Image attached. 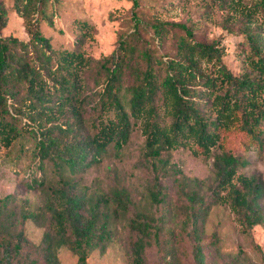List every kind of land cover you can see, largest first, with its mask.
Listing matches in <instances>:
<instances>
[{
  "label": "trees",
  "instance_id": "obj_1",
  "mask_svg": "<svg viewBox=\"0 0 264 264\" xmlns=\"http://www.w3.org/2000/svg\"><path fill=\"white\" fill-rule=\"evenodd\" d=\"M10 1L12 10L23 20L29 41L0 35V146L8 149L28 134L34 141L40 170L50 164L59 175V184L44 194L43 212L48 215V226L39 246L40 263L32 264H61V249L76 256L77 264H87L91 253L103 254L114 241V220L125 215L130 204L127 190L112 189L108 194L92 196L80 193L67 175L97 162L110 147L120 150L128 141L132 120L139 123L146 158L158 159L162 153L188 149L192 156L208 160L222 134L232 127L253 141H261L264 0H251L239 9L243 17L240 30L247 47L243 60L254 76L233 75L222 61L224 51L215 42L194 40L186 25L159 21L150 27L158 39L171 37L175 42L174 57L152 61L150 51L133 45L138 37L135 30L121 41L117 55L102 62L104 80L88 94L82 73L92 61L76 49H54L39 30L49 0ZM217 1L224 4L226 0ZM6 22L7 11L0 0V31ZM87 28L85 23L81 25L85 30L82 38L89 36ZM137 61L142 66L132 67ZM127 71L133 80L125 86ZM91 97V131L83 129L79 134L82 112ZM22 114L35 122L36 128L22 126ZM56 114L67 115L66 127H45L53 123ZM246 165L225 152L215 155L211 196L214 203L229 208L244 231L264 225V211L259 205L263 186L256 177L238 174V169ZM43 181L44 177L39 185ZM37 182L33 180V184ZM9 198L0 202V215ZM187 198L193 203L188 214L194 241L192 260L194 264H206L201 226L208 207L204 203L196 207L194 193L187 194ZM21 218L34 219V215L22 214ZM9 220V216H3L0 223L4 237L0 264H14L23 241L21 231L16 239L8 234ZM128 227L134 235L130 263L147 264L144 253L156 236L155 227L139 215L129 219Z\"/></svg>",
  "mask_w": 264,
  "mask_h": 264
},
{
  "label": "rangeland",
  "instance_id": "obj_2",
  "mask_svg": "<svg viewBox=\"0 0 264 264\" xmlns=\"http://www.w3.org/2000/svg\"><path fill=\"white\" fill-rule=\"evenodd\" d=\"M250 1L226 0L221 4L217 0H135L134 6V0H49L46 17L39 21L38 27L54 49H76L92 61L82 73L87 94L95 92L100 87L95 84L104 80L102 62L117 55L121 41L135 30L138 37L133 45L150 51L152 61L157 63L159 59L174 57L175 42L171 37L158 39L150 27L159 21L184 24L192 31L194 40L215 42L224 51L222 61L233 75L252 77L254 73L243 60L247 47L240 30L243 17L239 14L240 7ZM1 2L7 11V22L0 35L29 41L23 20L12 10L11 1ZM84 23L90 34L82 38ZM137 63L132 67L142 66ZM132 80V74L127 71L124 85ZM92 99L82 112L83 126L78 129L79 134L83 129L91 131ZM66 118L67 115L56 114L53 123L43 125L65 128ZM20 122L22 126L36 128V123L30 122L25 114L21 115ZM261 129V141L256 142L237 127L230 128L222 134L208 160L192 156L188 149L169 151L153 159L144 156V138L139 123L132 120L130 136L120 150L110 147L97 162L67 175L77 184L80 193L102 196L112 189L124 188L130 198L127 213L114 220V241L103 254L91 253L87 264H131L129 250L134 235L128 221L137 215L148 219L156 230L152 244L144 253L147 264H194L191 255L194 241L188 220L193 203L187 198L191 193L195 194L196 207L199 203L208 207L201 226L206 264H264V225L244 231L229 208L214 203L211 197L213 157L225 152L247 163L238 169V174L256 177L262 183L259 205L264 211V123ZM33 147L34 141L28 134L8 149L0 146V202L11 197L1 212L0 223L3 216H9L8 234L15 239L19 231L23 234L14 264L40 263L39 246L48 226V215L43 212L44 194L59 184V175L50 164L40 170ZM35 179L38 182L33 184ZM29 213L34 219L21 218L22 214ZM2 239L0 234V243ZM58 258L61 264H77L76 256L65 249L58 251Z\"/></svg>",
  "mask_w": 264,
  "mask_h": 264
}]
</instances>
